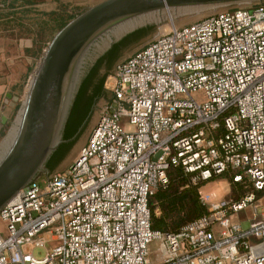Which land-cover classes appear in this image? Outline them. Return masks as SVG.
Listing matches in <instances>:
<instances>
[{
	"label": "built area",
	"instance_id": "built-area-1",
	"mask_svg": "<svg viewBox=\"0 0 264 264\" xmlns=\"http://www.w3.org/2000/svg\"><path fill=\"white\" fill-rule=\"evenodd\" d=\"M109 79L74 160L0 210V264H264V218L253 206L264 197V3L172 25ZM170 168L193 183L227 174L252 190L163 234L148 202ZM249 205L244 228L237 217ZM48 243L42 257L24 251Z\"/></svg>",
	"mask_w": 264,
	"mask_h": 264
},
{
	"label": "water",
	"instance_id": "water-1",
	"mask_svg": "<svg viewBox=\"0 0 264 264\" xmlns=\"http://www.w3.org/2000/svg\"><path fill=\"white\" fill-rule=\"evenodd\" d=\"M259 3L264 0H102L71 18L46 45L29 77L14 124L1 143L0 210L35 180L61 144L84 70L114 42L137 29L138 21Z\"/></svg>",
	"mask_w": 264,
	"mask_h": 264
},
{
	"label": "trees",
	"instance_id": "trees-1",
	"mask_svg": "<svg viewBox=\"0 0 264 264\" xmlns=\"http://www.w3.org/2000/svg\"><path fill=\"white\" fill-rule=\"evenodd\" d=\"M46 16L51 21L54 20L51 15ZM64 24L61 23L53 26L49 22L44 23V25L41 23L39 29L35 28L34 31L30 29L29 32H34L39 37L38 39L45 40L48 39L50 33L54 32L55 27L57 31ZM154 29V25H146L126 34L119 41L114 42L104 54L99 56L84 70L61 133V140H70V142L64 145L65 148L60 157L52 165L47 167L49 171H52L66 157L72 145L77 140L79 128L87 117L91 105L105 93L104 82L113 73L116 64L119 62L118 59L125 51L137 45L142 39L154 31ZM76 96H83L85 102L77 108V114L71 117V114L74 112L73 109L77 107L78 100ZM55 154L56 151H53L50 157ZM167 179V184L158 187L150 197L148 208L152 230L159 231L163 234H172L178 232L185 224L201 217L207 212V208L201 202L200 188L215 178L210 181L193 183L191 177L181 169L170 168L167 171ZM232 190L238 193V198L235 199L238 200L249 194L252 189L249 184L245 183L234 184ZM256 197L261 198L262 195L256 194ZM157 210L159 213L156 212Z\"/></svg>",
	"mask_w": 264,
	"mask_h": 264
},
{
	"label": "crops",
	"instance_id": "crops-1",
	"mask_svg": "<svg viewBox=\"0 0 264 264\" xmlns=\"http://www.w3.org/2000/svg\"><path fill=\"white\" fill-rule=\"evenodd\" d=\"M100 1L85 0H6L0 1V129L12 114L18 98H24L29 77L50 41L29 30L39 29L40 24L66 23L84 9ZM53 17V21L48 16ZM21 90V91H20ZM207 188L217 189L210 195ZM223 180H214L203 187V197L208 205L222 201L230 191ZM206 203V202H205Z\"/></svg>",
	"mask_w": 264,
	"mask_h": 264
},
{
	"label": "rangeland",
	"instance_id": "rangeland-1",
	"mask_svg": "<svg viewBox=\"0 0 264 264\" xmlns=\"http://www.w3.org/2000/svg\"><path fill=\"white\" fill-rule=\"evenodd\" d=\"M77 1L80 3L81 2L83 3L85 0H77ZM93 1L95 2V1H102V0H93ZM247 6H250V5H248V4L247 5H240L237 7H247ZM223 9H225V8L209 9V10L200 11V12H193V13H177L176 12V13L171 14L170 16H168L167 14H164L162 17L159 18V20H155V21H148V20L138 21V23H137L138 28L146 26V25H154L155 29L149 35H147L144 39H142L137 45L132 46L129 50L125 51L122 54V56L118 59V61L124 60L131 53H133L137 49L143 47L146 43H148L152 39L156 38L157 36H159L160 34L166 32V31H168L172 25L181 26L184 24H188V23L194 22V21L199 20V19H201L207 15H210L212 13H216V12L223 10ZM57 31H56V27H55L54 32L50 33V35L48 36V39H51ZM110 76H112V74L109 75L104 82L105 93L101 97L96 99L94 111L91 114L87 115V117L85 118V120L81 124L79 131H78L79 133H78L77 140L72 145V147H71L70 151L68 152V154L66 155V157L52 171L42 170L41 172H39L37 174V176L35 177V180L42 181V184L45 185L46 179L48 178V176H50L51 174H53L55 172H59V171L63 170L66 166H68L72 162V160H74L79 149L86 142L88 134H89L92 126L94 125V123L97 119V112H96L97 102L99 100L106 99V98L110 97V92L107 89L112 84V80L109 79ZM196 97L199 98V96H196ZM19 99H20V103L18 104V106L16 104L15 108L13 109L12 114L6 120L5 125H3L0 129V155L3 152L2 147H1V143H2L3 139L5 138V136L7 135L8 131L10 130L11 126L14 124V121L17 117L18 112H19L23 97L22 98L19 97L18 100L16 101V103H18ZM217 179L219 181L223 180V182L225 184L230 185L231 190L229 191L227 196H225L223 198V200H235L236 198H238V193H236L232 190V186L234 184L231 182V178L229 177V175L225 174V175H222L220 177L215 178L214 180H217ZM206 191H208L210 195H216V193H217V189L212 190L211 188H207ZM202 192L203 191H200V195L203 197ZM201 202H203V199L201 200ZM204 202H206L204 206L206 208H209L210 205H208L209 203H208V201H206L205 198H204ZM254 205H256L258 207L257 213L259 215V218L260 217L264 218V197L263 196L261 198L256 197L255 201L253 203V206ZM156 212L159 213L158 210ZM252 214H253L252 205H249L244 211H242L238 214L237 218H238V220H241L242 227H244V228L248 227L250 220L252 218ZM4 230H5V225H4V223H2L0 221V232H4ZM50 236L51 235H46V239L48 241L50 240ZM52 245H54V244L48 243V245L44 248L43 247L35 248V247L25 246L24 251H28L29 253H32V255L34 257L39 258L45 254V249L52 246ZM157 245H158V243L156 241H154L149 246L148 256H149V259L151 262H155L159 259V256L156 254V251H155Z\"/></svg>",
	"mask_w": 264,
	"mask_h": 264
},
{
	"label": "flooded vegetation",
	"instance_id": "flooded-vegetation-1",
	"mask_svg": "<svg viewBox=\"0 0 264 264\" xmlns=\"http://www.w3.org/2000/svg\"><path fill=\"white\" fill-rule=\"evenodd\" d=\"M77 100H78V102H77ZM77 100H76L77 107H76V109H73L74 112L71 114V117L74 116V114H77V112H78V109L77 108L80 107L83 104V102H85L83 100V96L77 97ZM95 101H94L93 105H91V107H90L87 115L91 114L94 111V109H95L94 107H95V104H96ZM75 106H76V104H75ZM65 127H66V124H65ZM69 142H70V140H65V141L62 140L61 144L55 150L56 151V154L53 155V156H51V157L49 156V158L46 160V162H45V164L43 166V170L49 171L47 167L50 166V165H52L60 157V155L64 151V148H65L64 145H67Z\"/></svg>",
	"mask_w": 264,
	"mask_h": 264
}]
</instances>
